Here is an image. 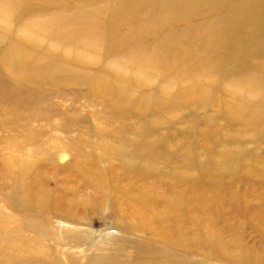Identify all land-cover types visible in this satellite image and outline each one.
Listing matches in <instances>:
<instances>
[{
	"label": "rangeland",
	"instance_id": "1",
	"mask_svg": "<svg viewBox=\"0 0 264 264\" xmlns=\"http://www.w3.org/2000/svg\"><path fill=\"white\" fill-rule=\"evenodd\" d=\"M148 256L264 264V0H0V264Z\"/></svg>",
	"mask_w": 264,
	"mask_h": 264
},
{
	"label": "bare ground",
	"instance_id": "2",
	"mask_svg": "<svg viewBox=\"0 0 264 264\" xmlns=\"http://www.w3.org/2000/svg\"><path fill=\"white\" fill-rule=\"evenodd\" d=\"M155 22V21H154ZM160 22H162V24H164L165 22H166V20L163 18V19H161L160 20ZM151 23H153V22H151ZM213 25V24H212ZM216 27V26H215ZM144 28H146V29H148V28H151V27H149L148 25H146ZM148 30H150V29H148ZM170 35H171V37H170ZM166 36V37H165ZM165 36H163V38L161 39V41H160V44L163 46V48H164V50H166V49H168V46H170V44H172V43H174V46H177V50H180L181 49V47L182 46H180L179 44H175L176 42H177V37L176 36H174L173 34H168V35H165ZM173 37V38H172ZM190 42V41H189ZM103 44V43H102ZM223 47L225 48V45H223ZM176 49H174L173 51L174 52H177L176 51ZM172 53V52H171ZM190 59L191 58H188V61H190ZM160 60H162L161 59V57L160 58H156V60H153V61H150V60H148V62H147V64H150V63H154V62H157V64H160V62H164V61H160ZM164 60V59H163ZM234 65V64H233ZM232 65V66H233ZM239 65V64H238ZM237 65V66H238ZM260 65V64H259ZM243 67V66H242ZM241 67V68H242ZM237 68V67H236ZM259 69V68H258ZM213 70H215V71H217V68H216V66H214L213 67ZM236 70V69H235ZM239 70H240V68H239ZM261 70V69H260ZM237 71V70H236ZM241 71V70H240ZM222 73V72H221ZM228 73V72H227ZM226 73V74H227ZM232 73V72H231ZM234 73V72H233ZM240 73V72H239ZM245 73V72H244ZM237 74V73H236ZM247 74V73H246ZM249 74V73H248ZM223 76H224V74H223ZM240 76V75H239ZM227 77V76H226ZM251 77V76H250ZM226 79H228V78H226ZM243 79V78H242ZM217 81H218V79H217ZM241 81V80H240ZM245 82V81H244ZM248 91L249 90H251V88L250 89H247ZM125 139H123V138H121L119 141L120 142H123ZM207 140V139H206ZM147 141H149V142H147ZM149 143H150V145L153 147V143H151L150 142V140H146V145L149 147ZM108 147V146H107ZM113 148H115V145H114V147ZM117 149H119L118 147H116ZM120 150V149H119ZM148 171H151V169H147ZM21 191V190H20ZM139 199H140V201H138L137 200V202L139 203V204H143V205H145L146 204V201L148 200V197H144V196H141V197H139ZM142 200H144V201H142ZM189 204H190V202H189ZM178 219V218H177ZM163 221H165V220H161V219H159L158 221H157V223H159V224H161ZM177 222H178V220H177ZM164 229V228H163ZM161 231H163L162 229H161ZM163 234V233H162ZM182 235V234H181ZM5 237V238H4ZM3 237V243H5V244H8V243H10L12 240H13V238H16V237H11V233H7L5 236ZM116 251H117V249H116ZM151 256H148V258H145L146 259V261H143L142 262V264H145V263H147V259H149ZM153 257V256H152ZM154 258V257H153ZM154 264H157L156 263V260H155V262H154ZM159 264V263H158ZM161 264V263H160ZM165 264H172L171 263V261H170V259L169 260H167L166 261V263Z\"/></svg>",
	"mask_w": 264,
	"mask_h": 264
}]
</instances>
